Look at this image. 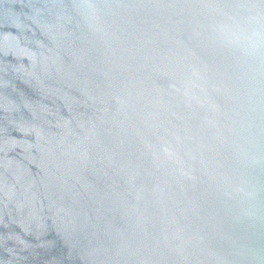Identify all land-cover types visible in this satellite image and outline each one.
Returning <instances> with one entry per match:
<instances>
[{
	"label": "water",
	"instance_id": "obj_1",
	"mask_svg": "<svg viewBox=\"0 0 264 264\" xmlns=\"http://www.w3.org/2000/svg\"><path fill=\"white\" fill-rule=\"evenodd\" d=\"M264 0H0V264H264Z\"/></svg>",
	"mask_w": 264,
	"mask_h": 264
},
{
	"label": "clouds",
	"instance_id": "obj_2",
	"mask_svg": "<svg viewBox=\"0 0 264 264\" xmlns=\"http://www.w3.org/2000/svg\"><path fill=\"white\" fill-rule=\"evenodd\" d=\"M251 32L259 36L264 29V13L256 12L250 17Z\"/></svg>",
	"mask_w": 264,
	"mask_h": 264
}]
</instances>
